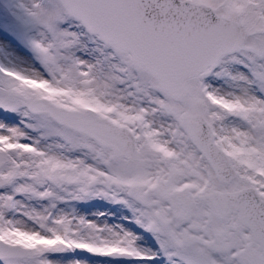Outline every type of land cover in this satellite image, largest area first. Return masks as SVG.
Returning a JSON list of instances; mask_svg holds the SVG:
<instances>
[{"label":"snow or ice","instance_id":"1","mask_svg":"<svg viewBox=\"0 0 264 264\" xmlns=\"http://www.w3.org/2000/svg\"><path fill=\"white\" fill-rule=\"evenodd\" d=\"M7 7L0 264H264V0Z\"/></svg>","mask_w":264,"mask_h":264},{"label":"rangeland","instance_id":"2","mask_svg":"<svg viewBox=\"0 0 264 264\" xmlns=\"http://www.w3.org/2000/svg\"><path fill=\"white\" fill-rule=\"evenodd\" d=\"M9 0H0V22H10L12 19V13L7 7ZM103 207V205H100Z\"/></svg>","mask_w":264,"mask_h":264}]
</instances>
